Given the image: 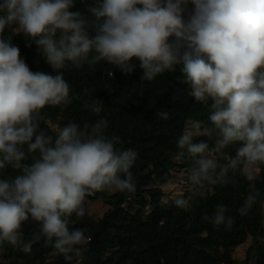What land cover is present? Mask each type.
Instances as JSON below:
<instances>
[{
  "label": "clouds",
  "instance_id": "9594fccd",
  "mask_svg": "<svg viewBox=\"0 0 264 264\" xmlns=\"http://www.w3.org/2000/svg\"><path fill=\"white\" fill-rule=\"evenodd\" d=\"M74 7L75 0H0V245L28 253L43 239L69 264H81L91 237L70 227L73 215L83 218L87 198L97 192L135 190L130 169L138 153L106 134V116L69 121L54 133L41 127L44 109L80 99L70 95L62 70L102 61L130 75L138 60L145 81L180 65L188 95L207 108V122L192 121L177 141V158L191 164L189 195L176 198V207L190 210L195 198L239 175L249 192L238 213L248 215L257 203L264 211L255 186L264 169V0H91L83 10ZM6 30L11 35L4 39ZM21 33L55 75L30 70L12 43ZM82 103L97 116L104 109L98 98ZM199 137L214 148L194 143ZM234 144L235 156L223 152ZM8 169L14 175H5ZM226 212L219 204L203 219L230 228ZM29 221L36 228L26 242Z\"/></svg>",
  "mask_w": 264,
  "mask_h": 264
},
{
  "label": "trees",
  "instance_id": "16d2710c",
  "mask_svg": "<svg viewBox=\"0 0 264 264\" xmlns=\"http://www.w3.org/2000/svg\"><path fill=\"white\" fill-rule=\"evenodd\" d=\"M90 2L75 0V7L71 10H83ZM187 8L191 12L193 6L189 4ZM188 12L185 13L186 19ZM9 35L11 33L6 30L4 39ZM12 43L19 47L20 57L30 70L56 74L37 46L22 33L12 36ZM132 63L136 69L130 75L103 61L94 68L87 65L80 70L66 67L62 71L70 84V95H79L80 99H73L67 107L44 109L45 119L41 127L50 133L56 130L52 123L63 126L74 121L82 125L106 116L109 122L106 134L119 135L122 143L118 147L132 148L138 153L130 169L134 177V191L97 192L88 199L100 198L109 206L103 216L95 220L88 214L85 204V216L77 218L73 215L71 218L70 227L84 229L91 237L81 264H122L115 258L120 252H124L126 259H131L130 264H216L220 259L217 256L219 249L229 250L243 243L249 235L262 238L255 255L257 264H264V211L259 203L246 216L237 211L249 192V182L244 177L237 175L233 178L234 182L228 185L211 187L203 197L195 198L198 202H194L188 211L175 204L168 207L161 203L164 193L157 183L164 181L165 175L172 169L183 168L187 172L191 164L187 158H177L180 152L178 138L192 121L207 122L208 111L188 95L180 65L175 71L145 81L140 79L143 70L139 68V61L133 59ZM110 71L112 76L108 74ZM85 88L89 89L88 96L83 94ZM95 98L104 103L100 116L84 108L82 103L85 99L91 102ZM162 111L168 113V119L160 117ZM201 140L214 148V142L207 141L206 137H199L193 142ZM239 146L229 145L223 152L235 156ZM5 175L14 173L8 169ZM255 186L261 193L260 199L264 200V169H259ZM147 203L152 209L146 213L142 209ZM219 204L225 205L226 216L233 218L230 228L215 226L203 219L205 215L211 217ZM35 228L32 222L25 223L26 242L31 240ZM0 249L7 255V261L0 264H47L48 257L56 251L51 246H45L43 239L33 242L28 253L7 243L0 245ZM192 251L201 252L204 261H192ZM55 254L49 264H69L62 254ZM71 264H76V261Z\"/></svg>",
  "mask_w": 264,
  "mask_h": 264
},
{
  "label": "rangeland",
  "instance_id": "374dc122",
  "mask_svg": "<svg viewBox=\"0 0 264 264\" xmlns=\"http://www.w3.org/2000/svg\"><path fill=\"white\" fill-rule=\"evenodd\" d=\"M54 128L61 127L57 123H52ZM259 173V170H258ZM187 172L183 168H175L172 169L168 174L165 175V180L157 183L163 189V197L162 204L168 207H172L174 205V200L183 195L185 198L189 195V185L186 180ZM110 193H114L113 191H109ZM88 214L91 215L95 220L100 219L105 211L108 209V205L102 199L86 200ZM152 206L147 203L145 207L143 206L142 211L149 212ZM264 222V218H263ZM86 234V233H85ZM87 236V235H86ZM259 240V241H258ZM262 238L256 239L252 235H249L248 238L240 244H237L231 247L229 250L219 249L217 256L218 262L216 264H257L256 261V251L258 249V243ZM57 251H54L48 257V263L54 258ZM121 253V254H120ZM117 253L115 258L118 259L122 264H130L131 259H126L124 252ZM191 260L192 261H204L203 254L198 251L191 252ZM7 261L6 252L0 249V263Z\"/></svg>",
  "mask_w": 264,
  "mask_h": 264
}]
</instances>
